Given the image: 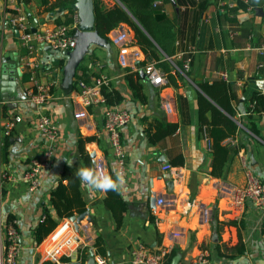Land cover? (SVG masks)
<instances>
[{
	"label": "crops",
	"instance_id": "crops-1",
	"mask_svg": "<svg viewBox=\"0 0 264 264\" xmlns=\"http://www.w3.org/2000/svg\"><path fill=\"white\" fill-rule=\"evenodd\" d=\"M102 1L109 7L116 3V0ZM57 2L50 0L48 5H43L41 0H0L2 71L10 69L12 64L19 67L25 56L15 26L10 22L11 17L19 13L27 15L32 29L36 30L58 23L67 24L76 12L72 13L68 7L51 10ZM158 4H162L161 1ZM220 7L219 0L209 1L202 17L190 70L184 72L183 67H177L178 63L184 65L185 57L179 55L181 51L169 58L179 72L177 87L167 83L157 88L142 74L140 82L147 98L145 103L133 98L126 80V69L119 65V48L113 44L110 51L91 47L82 64L87 77L81 79L93 86L97 79L105 77L109 86L125 98L117 107L131 115L130 124L121 132L126 153L125 184L121 194L128 210L124 214L123 227L117 231L111 213L104 205L106 193L97 191L91 195L83 183V196L91 221L86 218L81 222L78 234L80 248L71 256L62 257L60 264H88L90 252L95 254L97 264L99 258L105 260V264H123L129 261L131 251L140 244L153 251L165 250V263L174 253V258L178 256L180 259L178 264H195L201 254H205L211 264H264V213L251 203L243 210L234 209L221 195L225 185L245 184L247 168L264 180V113L250 114L249 111L254 93L264 92L260 84V81H264V55L256 50L264 46V0H260V7L254 11L240 10L231 15L235 18L234 22L226 20V12ZM60 9L64 10L59 12ZM165 10L171 19H179L184 8L181 9L173 0L165 5ZM52 13L54 16L51 19ZM121 27L128 26L122 24L110 33L109 38ZM130 37L133 38L132 51L141 54L138 62L145 61V54L134 45L133 30ZM39 60V82L52 86L51 99L41 107L31 105L26 97L30 84L24 81L25 75H17L16 94L10 95L8 102L2 100L1 105L3 112L5 108L2 120L9 118L11 110L14 116L10 121L20 119L9 135L3 134L1 138L0 205L4 220L8 222L10 216L14 217L22 235L21 264H51L45 255L51 244L49 237L36 245L32 231L42 219L43 207L51 206V192L62 176L65 173L75 175L77 169L85 167L79 155L81 140L96 138L85 143L86 152L91 158L93 155L101 158L108 174L109 169L117 172L109 135L104 129L106 106H91L87 108V117L77 119L76 114L86 109L80 103L77 87L70 92L62 90V69L66 61L64 53L41 47ZM138 64L134 67L136 69L132 68L133 71L138 70ZM217 81L225 82L231 90L233 116L201 89V85H211ZM200 96L209 100L237 125L235 135L225 139L222 144L234 148L246 146L240 149L238 155L231 157L225 179H215L209 175L213 155L210 142L201 131ZM165 103L172 107L171 113L166 111ZM8 104H11L10 108H7ZM42 114L58 125L60 135L52 148V168L44 171L40 187L31 193L22 178L31 160L44 158L49 148L37 128L38 118ZM207 118L212 120L211 112ZM158 121L178 124L179 129L160 143L151 144L146 130ZM253 121L259 136L250 130ZM225 123L224 117H219L215 128L223 129ZM168 164L172 171L163 169ZM171 182L173 187L170 191L168 184ZM64 183L67 184L66 181ZM159 198H163L166 205L158 206ZM153 199L156 200L155 205H152ZM99 235L106 242L105 258L98 255L94 248ZM84 249H89L86 260L80 254Z\"/></svg>",
	"mask_w": 264,
	"mask_h": 264
},
{
	"label": "trees",
	"instance_id": "trees-1",
	"mask_svg": "<svg viewBox=\"0 0 264 264\" xmlns=\"http://www.w3.org/2000/svg\"><path fill=\"white\" fill-rule=\"evenodd\" d=\"M50 0H41V4L48 5ZM53 7L69 8L74 13L71 5L75 0H57ZM161 1L162 4H157ZM173 0H116L114 6H107L102 0H94L95 5V29L101 37L109 39V35L118 29L122 24L129 26L134 34V45L140 47L145 54L146 60L138 64V70L133 71L127 68L126 80L132 91L133 98L142 103L147 101L144 94V88L141 84L142 70L149 61H156L160 68L166 73L168 83L177 87L178 71L168 61V58L176 56L179 51H186L189 46H195L198 39V33L202 22V17L208 9L210 0H174L177 6L184 8L179 19H171L165 10V5L170 4ZM230 0H219L227 2ZM260 7V0H236L234 7L228 5L221 6L220 9L225 11L226 20L234 22L235 18L231 15L237 14L240 10H256ZM74 23L72 17L67 25ZM58 25H62L58 23ZM177 43H180L178 46ZM65 63V62H64ZM63 63V66H64ZM177 67L182 69V64L178 63ZM83 73L82 76L80 73ZM188 74V73H187ZM24 81H28L29 76L25 75ZM86 76L84 67L81 65L77 71L76 78L81 79ZM76 87V86H75ZM202 91L229 115L233 116L234 112L230 106L229 86L223 81H217L213 84L201 85ZM102 94L105 99L106 107H117L124 102V96L111 86H103ZM181 102V97L179 98ZM252 107L249 109L250 114L261 115L264 113V92L254 93L251 99ZM3 107V106H2ZM182 115L183 107L180 108ZM212 114V120L209 121L207 114ZM199 116L201 131L210 141V149L213 155L212 170L209 175L215 179H225L227 165L231 157L238 155L240 149L245 145L236 148L223 145V141L228 137L235 135L237 125L230 119H227L220 110L211 104L205 97H199ZM5 117L2 109L1 118ZM226 121L223 129H217L218 118ZM179 129L178 124H170L158 121L154 126L146 130L147 138L151 144H158L167 137L174 135ZM250 130L259 136V130L255 121L250 125ZM96 138H87L80 141L79 155L85 167L94 168L92 158L85 150V143ZM3 153L1 151V162ZM113 179H116L114 170L110 171ZM67 182V184L64 183ZM83 183L73 174L65 173L62 179L51 192V206L43 207L42 219L39 224L33 228L32 235L36 245L42 242L56 229L60 221L68 219L75 215H80L86 211V201L82 191ZM104 205L111 213L112 219L119 231L124 225V214L128 210V205L121 192L109 191L106 193ZM216 218H214L215 220ZM15 220L10 216L8 223ZM94 248L101 257L107 256L106 242L102 235H99L95 241ZM81 257L86 260L89 255V249L80 252ZM175 254L170 255L165 264H171Z\"/></svg>",
	"mask_w": 264,
	"mask_h": 264
},
{
	"label": "built area",
	"instance_id": "built-area-1",
	"mask_svg": "<svg viewBox=\"0 0 264 264\" xmlns=\"http://www.w3.org/2000/svg\"><path fill=\"white\" fill-rule=\"evenodd\" d=\"M158 4V3H157ZM236 0L222 2L221 6L228 5L234 7ZM223 11V10H222ZM74 23L71 25L62 24L47 27L42 30L32 29L27 15L19 13L11 17V24L18 31L19 42L25 50V56L21 65L24 67V75H28L30 86L26 89V97L30 104L41 107L52 97V86L39 82L38 70L41 68L39 60L40 48H49L57 52L72 51L77 45L76 29L78 27V15H73ZM0 35V41H1ZM111 43L119 48V65L123 69L134 68L141 57L140 52L132 51L133 38L125 29L117 30V33L110 38ZM179 46L180 43H177ZM260 55H264V46L256 49ZM196 52L195 46H189L186 51H181L180 56L185 57L183 71L188 72L192 63L193 55ZM168 61L170 59L168 58ZM262 67V65H260ZM136 69V68H134ZM143 75L153 86L162 88L167 85V75L158 66L157 62L150 61L143 69ZM1 66H0V166H1V138L3 134L9 135V132L15 127L19 118L8 121L5 124L1 122ZM262 88L264 81H260ZM109 86L108 80L103 77L96 80L95 85H89L82 79H76L81 105L86 111H79L76 118H85L88 116L87 108L94 105H105V99L102 94V87ZM106 106V105H105ZM167 112L171 113L170 104L164 105ZM104 129L109 135L110 146L117 165V172L124 176L126 174V153L121 137L122 130L131 122V115L128 111L118 107H106L104 111ZM37 128L40 136L49 144L48 151L44 158L32 159L28 169L24 173L22 180L27 184L29 192L34 193L38 190L41 183V176L44 171L52 168L53 146L60 135L58 125L47 115L42 114L38 118ZM206 139H208L205 136ZM209 141V139H208ZM210 142V141H209ZM211 145V144H210ZM95 167L102 166L107 171L105 162L95 155L92 156ZM165 171H172L171 165L163 167ZM108 172V171H107ZM221 195L226 198L231 207L243 210L248 203H251L264 213V180L253 170L247 168L245 175V184L243 186L225 185L221 190ZM1 204V198H0ZM160 207L166 205L163 198L157 200ZM171 206V203H169ZM86 211H89L87 208ZM51 242L46 249V259L51 264H60L61 258L71 256L73 252L80 248L81 239L76 233L73 223L68 219L62 220L56 229L48 236ZM23 251L22 235L18 229L17 222L14 220L8 223L4 220L0 205V264H21V253ZM165 250L153 251L144 244H140L131 251L129 261L123 264H165ZM98 264H105V260L97 259ZM195 264H211L205 254H201Z\"/></svg>",
	"mask_w": 264,
	"mask_h": 264
},
{
	"label": "water",
	"instance_id": "water-1",
	"mask_svg": "<svg viewBox=\"0 0 264 264\" xmlns=\"http://www.w3.org/2000/svg\"><path fill=\"white\" fill-rule=\"evenodd\" d=\"M71 8L77 13L79 23L76 29V47L72 51L64 52L66 61L62 69L63 79L61 87L62 90L67 92H70L75 88L77 71L85 61V58L91 52V47L96 46L109 51L112 48L111 41L101 37L95 29L96 18L94 0H75V3L71 5ZM63 10L64 9H60L59 12H62ZM53 16L54 14L52 13L50 18L52 19ZM121 29H125L130 35L132 33V29L129 26L121 27ZM33 31L35 32L36 29H33ZM16 33L17 36H19L17 30ZM1 73V99L8 102L10 100V95H15L17 92L18 83L16 81V76H24V67L21 65V63L19 64V67L16 64H12L10 69H4L3 71L1 69ZM168 187L171 191L173 182L169 183ZM155 204L156 200L153 199L152 205ZM88 212L89 211H85L80 215H75L69 218V220L73 223L77 234L80 233V224L84 219L87 218L88 221H91V217L89 216ZM179 260V257L176 256L173 259L172 264H178ZM73 264L82 263L76 262ZM88 264H97L95 254L93 252H90V260Z\"/></svg>",
	"mask_w": 264,
	"mask_h": 264
},
{
	"label": "clouds",
	"instance_id": "clouds-1",
	"mask_svg": "<svg viewBox=\"0 0 264 264\" xmlns=\"http://www.w3.org/2000/svg\"><path fill=\"white\" fill-rule=\"evenodd\" d=\"M76 177L86 185L89 193L94 195L95 192L107 193L109 191L122 192L125 184L124 176L116 173V179L100 165L95 168L83 167L77 169Z\"/></svg>",
	"mask_w": 264,
	"mask_h": 264
},
{
	"label": "rangeland",
	"instance_id": "rangeland-1",
	"mask_svg": "<svg viewBox=\"0 0 264 264\" xmlns=\"http://www.w3.org/2000/svg\"><path fill=\"white\" fill-rule=\"evenodd\" d=\"M11 106V104H8V106H7V108H10V106ZM9 111H10V109H8ZM1 112H2V106H1ZM9 114H10V116H9V118L7 119V120H2V118H1V122H7L8 120L10 121V119L14 116V113L12 112V110L9 112ZM111 170H113V169H109V171H111Z\"/></svg>",
	"mask_w": 264,
	"mask_h": 264
}]
</instances>
